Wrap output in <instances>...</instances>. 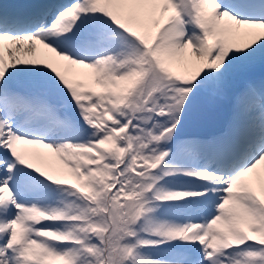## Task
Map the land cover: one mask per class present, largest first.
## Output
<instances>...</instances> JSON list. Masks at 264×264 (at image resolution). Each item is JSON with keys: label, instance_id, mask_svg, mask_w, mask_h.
Returning <instances> with one entry per match:
<instances>
[{"label": "snow or ice", "instance_id": "6c2138e0", "mask_svg": "<svg viewBox=\"0 0 264 264\" xmlns=\"http://www.w3.org/2000/svg\"><path fill=\"white\" fill-rule=\"evenodd\" d=\"M0 264H264V0H0Z\"/></svg>", "mask_w": 264, "mask_h": 264}]
</instances>
